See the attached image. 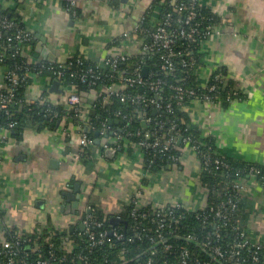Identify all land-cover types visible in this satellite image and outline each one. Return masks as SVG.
<instances>
[{
    "label": "crops",
    "instance_id": "obj_1",
    "mask_svg": "<svg viewBox=\"0 0 264 264\" xmlns=\"http://www.w3.org/2000/svg\"><path fill=\"white\" fill-rule=\"evenodd\" d=\"M157 1L82 0L75 17L65 11L62 0H0V7L20 17L33 33L27 54L35 61L64 62L79 54L99 63L108 57L145 54L143 34L137 33L133 43L122 36L139 27ZM201 4L220 20V32L204 42L198 80L206 86L223 70L225 80L242 98L229 108L193 101L187 107L192 128L204 139H213L219 154L264 167V0H201ZM52 85L46 77L31 81L25 91L28 103L67 104L69 89L60 84L63 91L55 92ZM100 133L96 143L103 151L94 150L92 160L86 161L80 156V133L64 122H58L55 130L27 126L17 135L0 131V264L5 262L6 241L24 238L30 241L28 249H39L40 242L55 236L68 239L85 231L83 220L96 209L105 218L124 222L127 207L140 194L143 207L182 204L198 210L207 205L200 184L201 161L187 144L179 163L150 171L139 148L128 152L127 144L112 146L118 141L99 138ZM180 139L176 147L185 145ZM106 143L111 149L105 148ZM243 182L246 232L252 242L264 245V185L255 177Z\"/></svg>",
    "mask_w": 264,
    "mask_h": 264
},
{
    "label": "trees",
    "instance_id": "obj_2",
    "mask_svg": "<svg viewBox=\"0 0 264 264\" xmlns=\"http://www.w3.org/2000/svg\"><path fill=\"white\" fill-rule=\"evenodd\" d=\"M64 7L67 0H62ZM169 0H158L157 3L147 10L141 25L139 26L140 34L146 38L149 43L150 37L148 32L155 29L153 23V14L157 10L158 19L162 20L168 6ZM2 8V7H1ZM201 13L211 19L214 24H219L220 20L212 14L207 8L199 4ZM2 14L7 18L18 22L21 27H25L22 19L14 14L9 15L8 11L2 10ZM177 14L174 16L173 26L170 31L177 29ZM207 23L204 24V26ZM202 41L187 42L179 40L173 45V53L170 58L174 63L173 71L168 73L162 70V55L167 54L165 51L150 52L143 55H136L138 59L143 60L142 66H148V73L145 76L146 81L161 80L162 93L165 100L173 102L172 111L161 110L154 113L151 108H144L141 103H134L125 99L122 101L118 96H111L106 103L103 97L106 94V87L113 83L102 77L96 85L90 83V79H83V75L90 69L96 70L97 62L86 60L83 56L77 54L64 61L63 68H59L55 63L54 68L49 65L41 68L39 77H46L53 83L59 81L64 89L73 88L75 92L85 99V106L81 110V115L77 114L68 104H53L44 101L43 104H29L25 91L26 87L19 88L16 97L22 101L20 106L11 108L9 114L0 113V131L9 130L16 132V135L22 133L27 126H36L40 130H55L58 122H64L68 127L71 125L79 133H85L92 141L90 148H83L80 156L82 159L89 161L95 154L94 150L103 151L101 143H96V134L100 131L99 138L107 140L116 139L121 135L118 143L112 146H121L127 144L128 152H133L139 148L138 143L145 138V134H153L151 140L156 137L166 140L169 137H178V139L191 136L199 144L198 158L201 161L200 184L207 195V205L196 211H189L187 208L168 207L163 211L151 205L145 206L137 212L138 216L131 215L133 204L127 207V213L124 216V222L113 223L110 217L105 218L104 213L100 210H94L93 215L97 221L102 223L101 227H91L95 232H119L123 235L121 239L114 238L112 242L98 246H90L88 234L85 231L78 230L76 233L67 238L53 237L47 242H40L39 249H28V244L22 245L17 259L19 262L26 261L28 264H37L39 260H49L50 264H146L151 261L152 264L178 263L179 255L183 250L191 252V258L201 262H210L212 264H264V251L260 252L259 261L254 262L255 248L246 247L237 249L239 254L235 257L221 259L215 257L213 249L221 247L225 251L231 250L233 245L240 241L239 232L246 231V209L242 196L237 200L238 190L234 187L239 180H256L264 185V167L258 164H248L232 157L224 156V164L218 165L215 162L217 157L216 142L209 138L204 139L200 132L192 128V121L187 112V107L193 102L194 97H186L180 103L174 99V86L182 85L185 88L194 90L196 94H202L200 89L201 82L198 80L197 70L202 65ZM33 44V43H32ZM31 44V45H32ZM0 45H7L5 38L0 40ZM4 53L9 56L7 65L15 68L24 64L26 55L14 57L11 48H6ZM126 62L120 66L122 72L131 76L136 63ZM48 62V61H47ZM187 62L188 66L183 63ZM62 71V75L57 72ZM111 69L105 66L104 71L109 73ZM217 75L225 77L223 70H218L213 76L209 85H216L215 92L212 95H218L214 103H221L224 108H229L236 99H241L240 94H232L235 89L231 83L226 81V88L222 90L223 82L215 80ZM127 96L143 94L148 97H155V94L148 85H135L125 90ZM50 109L51 113L47 114ZM119 114V115H118ZM146 118L152 119V122L143 126ZM65 120V121H64ZM112 120H118L119 123L111 124ZM10 124H14L12 129ZM176 124L175 131L171 130V125ZM88 130L87 132L85 130ZM140 133V135H139ZM128 142V143H126ZM135 145V146H134ZM185 145H178L171 154H176L178 163L181 157V151ZM144 154V163L147 170L159 171L168 167L175 161L169 159L170 156H161L155 154L147 148H139ZM219 154V153H218ZM222 156V155H221ZM210 158L207 163L206 158ZM255 167L259 173L254 175L250 172ZM236 198V199H235ZM236 200V209L234 212H228L227 219H220L212 208H218L221 204H226L229 200ZM162 213L165 225L159 227L158 214ZM172 213V215H171ZM146 214V215H144ZM175 217V220L174 218ZM123 219V216H122ZM161 233V238L157 233ZM152 234L155 240L143 236ZM187 234H194L197 238L189 240ZM68 235V234H67ZM64 235V236H67ZM142 235V236H141ZM14 241V239H10ZM210 242L208 246L205 243ZM53 243V244H52ZM53 245V246H51ZM30 246V245H29ZM168 246H171L169 249ZM6 260V257L3 256Z\"/></svg>",
    "mask_w": 264,
    "mask_h": 264
},
{
    "label": "built area",
    "instance_id": "obj_3",
    "mask_svg": "<svg viewBox=\"0 0 264 264\" xmlns=\"http://www.w3.org/2000/svg\"><path fill=\"white\" fill-rule=\"evenodd\" d=\"M82 0H67V5L64 7L65 11L75 17L77 15V10L79 8V4ZM200 0H169L168 6L166 9L162 20L157 21L155 25V29L151 32H148V36L150 37V42L146 43L144 46V52H161L165 51L167 54L162 55L163 66L162 70L167 71L168 73L173 71L174 63L170 58V54L173 53V45L179 41L184 40L187 42H197L202 41L203 43L208 40L212 35L220 32V25L214 24L211 22L210 18L204 16L199 9ZM3 9L0 7V40L5 38L7 45H0V113L6 112L9 114L10 110L14 106H20L22 101L18 100L16 94L20 87L25 86L26 84H30L31 81L38 78L41 74V68L47 67L49 65L51 68H54L53 65L58 64L59 68H63L62 61H35L30 58L27 54L31 44L34 42L33 33L26 27H21L18 22L11 20L2 14ZM175 14L179 15L177 19L178 27L177 29L170 31L171 26H173V20ZM207 25L204 26V24ZM139 27H135L133 30H129L124 33L122 36L123 40L128 42H135V35L139 33ZM6 48H11L12 56L17 57L22 54L26 55V60L24 64L19 65L15 68H11L7 65V54L4 53ZM136 67L133 70L131 76H127L124 72H122L121 64L126 62H135ZM143 60L138 59L135 55L131 56H119V57H108L105 58L102 62L97 63L96 70L90 69L83 75V79H92L90 83L92 85H96L97 81L102 77L109 81H113L112 84L106 87V94L103 97V102L106 103L107 100L111 96H118L122 101L125 99L131 100L134 103H141L144 108H151L153 110L161 111L167 110L172 111L173 102L166 101L163 93H162V84L161 80H152L146 81L145 76L143 75L142 66ZM184 66H188L187 62L183 63ZM105 66H108L111 71L109 73L103 72ZM58 75H62V71L57 72ZM215 80H221L223 82L222 90L226 88V80L225 77L221 75H217ZM135 85H148V87L153 91L155 97H148L143 94H136L133 96H127L125 90L128 87H132ZM175 90L174 99L177 103H180L186 97H194L193 101H200L204 103H214L218 99V95H212L211 92H215L217 89L216 85H200V89L203 90L202 94H196L194 90L189 88H185L182 85L174 86ZM66 92V102L70 106V108L74 109L77 114L81 115V110L85 106V99L74 91L73 88L67 90ZM236 91L232 94L236 95ZM51 113V110H47V114ZM119 115V114H118ZM146 124L152 122V119L146 118L144 119ZM14 124H10L9 128L12 129ZM177 128L176 124L171 125V130L175 131ZM153 134H145V138L141 139L138 143L139 148H147L152 150L155 154H160L161 156H170L169 159L171 161H177L178 157L176 154H171L173 149H176V143L178 141V137H169L166 140H161V138L156 137L155 139L149 141ZM140 135V133H139ZM80 145L83 148L89 147L92 143L90 138L85 133H80ZM121 139V135H117L116 141ZM183 142L187 144L194 152L199 151V144L196 140H194L191 136L182 138ZM114 142L115 141H111ZM105 148L111 149L109 144H105ZM217 153V157L215 162L218 165L224 164L222 160L223 155ZM210 158H206L204 160L205 163L208 162ZM250 172L254 175H257L259 171L252 167ZM234 187L238 190L239 194L237 200L241 198L243 195L245 184L243 180H239ZM141 194L136 198L132 199L131 204H133V209L131 211V215L137 217V212L142 208V202H140ZM236 199V198H235ZM231 199L226 204H221L218 208H212L211 211L216 212V216L220 219H227L228 212H234L236 209V200ZM173 208H185L182 204H177L175 206H170ZM168 207L159 208L160 211H163ZM196 211V210H189ZM94 210H90V214L83 220V224L85 226L86 232L89 238V245L94 247L98 245H103L108 242H112V235L114 238L121 239L123 235L117 231L108 233V232H95L91 230V227H101L102 223L97 221L93 215ZM146 215V214H144ZM172 215V213H171ZM159 227L163 228L165 225L162 223L163 215L160 212L158 214ZM172 218L175 217L172 216ZM142 236V235H141ZM150 238L153 242L155 240L154 235L152 234H144ZM162 234L157 233V237L161 238ZM240 241L235 243L231 250L225 251L221 247H217L213 249V254L215 257L226 259L233 258L239 254L237 249H244L246 247H254L255 248V257L254 262L259 261V253L264 251V245L259 243H254L250 240L246 231L239 232ZM186 238L189 240H195L197 237L194 234H187ZM30 245V241L24 238H15L14 241H6L2 247V255L6 257L4 264H28L26 261L19 262L17 259V255L22 245ZM53 244V243H52ZM210 242L205 243V246H208ZM53 246V245H51ZM171 246H168L169 249ZM38 249V248H37ZM37 264H50L49 260H39ZM146 264H152L151 261H148ZM165 264H212L210 262H201L200 260H194L191 258V252L189 250H183L179 255L178 263H165Z\"/></svg>",
    "mask_w": 264,
    "mask_h": 264
},
{
    "label": "water",
    "instance_id": "obj_4",
    "mask_svg": "<svg viewBox=\"0 0 264 264\" xmlns=\"http://www.w3.org/2000/svg\"><path fill=\"white\" fill-rule=\"evenodd\" d=\"M124 1H126V0H124ZM42 40L45 41V38H42ZM46 55H47V52L44 53L43 57L46 58ZM148 69H149L148 66H145V67L143 68V75H144V76H147ZM52 91H55V92H62V91H63V90L60 88V82H59V81H54V82H53V85H52ZM154 113H157V111L154 110ZM113 123H119V121H118V120H112V121H111V124H113ZM143 126H146L144 121H143ZM85 131L87 132L88 130L86 129ZM99 133H100V132L98 131L97 134H99ZM97 142H98V141H97ZM179 143L181 144V139L179 140ZM111 221H112L113 223L116 224V223H119L121 220H119V219H117V218H113V219H111Z\"/></svg>",
    "mask_w": 264,
    "mask_h": 264
}]
</instances>
